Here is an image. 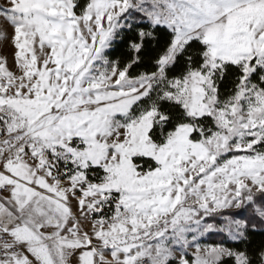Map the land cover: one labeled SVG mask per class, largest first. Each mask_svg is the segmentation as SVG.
<instances>
[{
    "label": "snow or ice",
    "instance_id": "snow-or-ice-1",
    "mask_svg": "<svg viewBox=\"0 0 264 264\" xmlns=\"http://www.w3.org/2000/svg\"><path fill=\"white\" fill-rule=\"evenodd\" d=\"M0 19V264H264V0Z\"/></svg>",
    "mask_w": 264,
    "mask_h": 264
},
{
    "label": "trees",
    "instance_id": "trees-1",
    "mask_svg": "<svg viewBox=\"0 0 264 264\" xmlns=\"http://www.w3.org/2000/svg\"><path fill=\"white\" fill-rule=\"evenodd\" d=\"M122 50H123V46L121 45L117 48V54L119 53V51ZM109 55H112V53H109ZM208 236H209L208 241L211 243L225 242L230 247H236V246L244 247V245L233 244L230 240L226 239L225 235L222 233H211ZM251 239L254 242V244L259 243L261 239H264V232L258 230L256 233L252 235ZM223 264H230V261L227 258H225Z\"/></svg>",
    "mask_w": 264,
    "mask_h": 264
},
{
    "label": "rangeland",
    "instance_id": "rangeland-1",
    "mask_svg": "<svg viewBox=\"0 0 264 264\" xmlns=\"http://www.w3.org/2000/svg\"><path fill=\"white\" fill-rule=\"evenodd\" d=\"M5 3H6V0H0V5H3V4H5ZM5 27H7V31H8L9 33H11V31H12L11 27H10V26H7L6 23H5L2 19H0V28H5ZM216 222L219 223L220 220H217ZM222 234H223V233H222ZM208 235H209V234H206V235L201 239L200 242H201L202 244L211 243V242L208 241V238H209ZM225 237H226V236H225ZM226 239H228V238L226 237ZM217 243H219V242H217ZM190 251H191V250H190Z\"/></svg>",
    "mask_w": 264,
    "mask_h": 264
},
{
    "label": "crops",
    "instance_id": "crops-1",
    "mask_svg": "<svg viewBox=\"0 0 264 264\" xmlns=\"http://www.w3.org/2000/svg\"><path fill=\"white\" fill-rule=\"evenodd\" d=\"M72 264H75V257L71 258Z\"/></svg>",
    "mask_w": 264,
    "mask_h": 264
}]
</instances>
